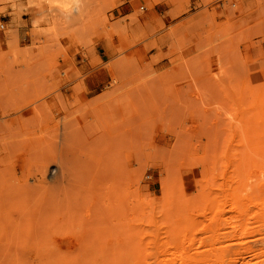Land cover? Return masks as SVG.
<instances>
[{"label": "rangeland", "instance_id": "1", "mask_svg": "<svg viewBox=\"0 0 264 264\" xmlns=\"http://www.w3.org/2000/svg\"><path fill=\"white\" fill-rule=\"evenodd\" d=\"M0 24V264L192 255L246 152L264 186V0H0Z\"/></svg>", "mask_w": 264, "mask_h": 264}, {"label": "bare ground", "instance_id": "2", "mask_svg": "<svg viewBox=\"0 0 264 264\" xmlns=\"http://www.w3.org/2000/svg\"><path fill=\"white\" fill-rule=\"evenodd\" d=\"M64 3H65V0H64ZM62 124L63 126L61 129H63L64 132L62 130L61 133H64L62 135L66 136L65 129H64L66 127H64L65 126L64 123ZM58 132L59 131L57 128L55 132L56 138L58 137L61 138L60 136L61 134L58 135ZM56 138L54 140L55 144L57 143ZM65 139L66 138H63V141ZM248 153L250 152H246L243 158L239 159L238 161L239 165L237 166L236 171H234V173L230 177L231 179L228 178L227 182L228 183L230 182L231 188L229 186H227L229 187L228 189L227 187L225 188L226 190H224L225 192L223 195L224 204L220 208L217 207L218 209L216 211V214L218 216L220 214H223L222 207L224 206L225 207L227 206L226 209L230 212L231 215L227 217L222 216V218H219L220 220H218L217 215L215 216L216 218L215 217L214 219L212 218V220L214 221L212 224H214V226L212 227V225H210L206 229V232L208 231V234H209L208 242L206 243L205 240H200V242H198L199 243L198 247H207V249L201 248L199 252H195V249H194L195 247H193L195 253L192 255L188 253L189 254L188 255L187 253H184L185 251L184 252L182 250L177 251L175 250L177 248H175L174 250H172L175 252L171 254L168 253L169 255L166 254V257L167 256L168 257L167 258L165 257L166 259L159 260V263L157 264H231L232 257H231L230 250L235 249L239 253L243 252L244 251L243 238H245V236L249 234H253V235L257 234V232H260V231L263 232V237H261V239L259 240V243L262 246L263 250L261 252H257L255 248H250L249 252L252 253L253 256L262 259L261 262L264 264V216H263L264 215V186L257 188L254 184L250 183L248 180L246 171L243 170L240 166V165H250V164H253L254 162H257L258 156L254 157V156H251L252 154L250 155ZM260 163H262L261 169L264 171V159ZM204 210H203V213H204ZM207 211L208 212L210 211V207H209V210L207 209ZM197 212H200V210ZM211 217H209V219ZM216 219L218 221H216ZM256 220H258V222ZM224 227L228 228L229 231L225 233L223 231ZM179 228H181V225L179 226ZM177 230L179 231V229ZM178 234L179 233L177 232V235ZM174 240L177 241L176 238H174ZM220 240L222 241L223 246L220 248H217L218 247L217 243ZM220 243L221 242H219V244ZM166 247L167 246H165V248ZM184 249L189 250L188 248H184ZM166 251L167 250H165V253H167ZM240 264H247V263L241 262Z\"/></svg>", "mask_w": 264, "mask_h": 264}, {"label": "built area", "instance_id": "3", "mask_svg": "<svg viewBox=\"0 0 264 264\" xmlns=\"http://www.w3.org/2000/svg\"><path fill=\"white\" fill-rule=\"evenodd\" d=\"M4 28V25L0 24V29H3Z\"/></svg>", "mask_w": 264, "mask_h": 264}, {"label": "clouds", "instance_id": "4", "mask_svg": "<svg viewBox=\"0 0 264 264\" xmlns=\"http://www.w3.org/2000/svg\"><path fill=\"white\" fill-rule=\"evenodd\" d=\"M77 2H78V0H77Z\"/></svg>", "mask_w": 264, "mask_h": 264}]
</instances>
